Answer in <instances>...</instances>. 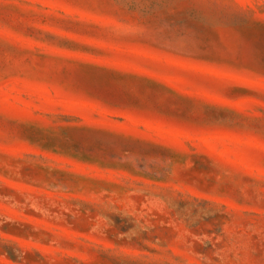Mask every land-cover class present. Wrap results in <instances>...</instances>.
<instances>
[{
	"label": "rangeland",
	"instance_id": "rangeland-1",
	"mask_svg": "<svg viewBox=\"0 0 264 264\" xmlns=\"http://www.w3.org/2000/svg\"><path fill=\"white\" fill-rule=\"evenodd\" d=\"M0 264H264V0H0Z\"/></svg>",
	"mask_w": 264,
	"mask_h": 264
}]
</instances>
